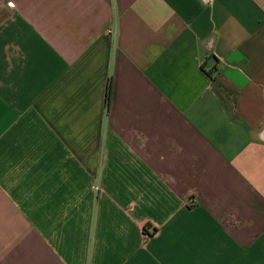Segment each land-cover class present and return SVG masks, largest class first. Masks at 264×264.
Returning a JSON list of instances; mask_svg holds the SVG:
<instances>
[{
  "label": "crops",
  "instance_id": "crops-1",
  "mask_svg": "<svg viewBox=\"0 0 264 264\" xmlns=\"http://www.w3.org/2000/svg\"><path fill=\"white\" fill-rule=\"evenodd\" d=\"M0 264H264V0H0Z\"/></svg>",
  "mask_w": 264,
  "mask_h": 264
},
{
  "label": "built area",
  "instance_id": "built-area-1",
  "mask_svg": "<svg viewBox=\"0 0 264 264\" xmlns=\"http://www.w3.org/2000/svg\"><path fill=\"white\" fill-rule=\"evenodd\" d=\"M8 4H9V5H11V3H10V2H8ZM108 32H109V31H108Z\"/></svg>",
  "mask_w": 264,
  "mask_h": 264
}]
</instances>
